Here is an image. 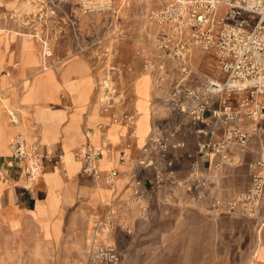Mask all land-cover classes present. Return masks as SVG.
Listing matches in <instances>:
<instances>
[{"label":"crops","instance_id":"obj_1","mask_svg":"<svg viewBox=\"0 0 264 264\" xmlns=\"http://www.w3.org/2000/svg\"><path fill=\"white\" fill-rule=\"evenodd\" d=\"M167 34L175 42L178 40L170 33ZM5 35L6 43L12 42L13 37ZM156 35L157 33H154L152 37H148L149 41L154 40ZM189 36L185 34L180 39H189ZM135 46L134 42L122 46L119 62H127L134 73H125L126 78L124 77L122 84L129 94L116 111L119 117L123 113H134L136 122L133 127L126 126L120 120L117 121L119 123H114L108 114L99 112V105L91 99L94 87L91 67L86 62L79 61V57H74L68 64H59L55 68L61 70L60 79L55 71L58 87L70 96L65 98L60 91L47 103L49 109L55 111H51L50 116H47V125L51 127L49 132H41L40 122L33 123L35 129L31 130V143L37 142L47 147L57 145L63 150V155L69 151L76 153L77 148L87 141L86 132L90 130L89 143L102 149L98 168L104 174L115 170L113 183L108 184L103 179L97 181L93 177L79 174L82 173L81 163L75 162L71 168L73 174L68 176L61 170L53 177L55 184L58 178L60 179V185L55 187L47 183L45 174H54L56 169V166H48L38 180L33 182L31 188L25 189L20 164L6 163L9 148L7 152L0 151V264H83L90 222L94 223L98 219L108 225L105 236L120 254L118 264L247 262L248 255L242 257L239 254L240 240L237 234L243 228H251L252 232H256L255 220L229 219L224 216L225 213L218 211L215 216H211L201 209L193 194L182 186L171 184L165 177L161 182L155 183L154 170L139 168L136 164V160L144 155L143 148L147 146L148 138L161 133L165 127L178 120L180 115L177 110L169 107L172 83L179 76L168 81L169 84L165 85L168 88L156 98L154 91L149 94L148 83L155 76L148 77L150 79L147 81V76L140 70L141 58L134 54ZM194 47L204 51L199 45L191 46L184 60L192 67L203 62L191 59ZM13 49L7 60L10 64L13 62ZM210 58L208 54L205 62H209V71L213 75L216 62ZM22 71H25L26 76L32 74V70L27 67ZM72 74H75L74 78ZM17 76L20 77V86L11 93V97L7 95L5 99L17 103V109L12 112L17 113L20 124L16 126L17 124L10 123L3 112L6 108L0 106V128L5 124L4 132L11 138L16 131L24 132L25 136L28 133L25 125L21 123L18 108H26L29 113L34 111L32 105L27 104L24 98L27 86L22 82V72ZM4 82L5 78L1 77L0 87L3 88ZM65 82H69L72 90L63 87ZM160 86L158 89L162 88V83ZM216 101L211 98L210 103L215 105ZM56 105L57 108L51 107ZM7 110L5 111L9 116ZM181 121V131L172 141H184L185 145L183 148L171 149L169 154L174 158L175 178L186 180L191 176L190 158L187 153L196 149L200 140H220L225 133L224 127L217 124L209 138L200 137L193 130L191 122L186 118ZM249 123L251 120L246 119L242 126L247 127ZM98 124H101L100 128L97 127ZM261 125L262 131L258 135H252L242 149L234 145L228 147V163L221 159L220 154L211 155L209 164L205 167L207 175L210 173L207 197L235 198L236 194H241L248 188L254 169L264 173L263 120ZM105 150H108V153L103 160ZM123 151L127 157L121 161ZM217 162L219 165L215 167ZM256 163H262L263 166L257 165L253 168L252 164ZM59 168L61 169L60 166ZM214 171L217 173L211 174ZM134 191L140 198L136 205H130ZM260 229L264 230V223L258 225L257 230ZM253 241L255 242V239Z\"/></svg>","mask_w":264,"mask_h":264},{"label":"built area","instance_id":"obj_2","mask_svg":"<svg viewBox=\"0 0 264 264\" xmlns=\"http://www.w3.org/2000/svg\"><path fill=\"white\" fill-rule=\"evenodd\" d=\"M84 13L103 11L110 0H79ZM218 5L226 7V14L219 20L218 31L213 34L209 27L210 15ZM256 16L255 22L249 18H241L242 13ZM159 27L173 28L186 23L191 28L207 24L203 30L195 31L191 41L199 45L205 52L214 53L221 68L220 78L204 74V80L194 81L195 68L185 62L184 54L189 42H175L162 32L153 44L157 55L170 59L179 67V77L172 83L169 93V107L177 110L179 119L161 133L148 138V144L143 148L144 155L136 160L139 168H152L155 183L169 179L174 185L182 186L197 199L208 196L209 178L206 165L212 154H220L225 162L230 161L228 147L239 146L241 149L247 144L252 135L262 131L261 121H264V0H184L153 12ZM253 22V23H252ZM44 48L43 57L52 55L50 47ZM102 52L101 65L97 74L96 101L105 113H112L115 121L124 124L129 120V114L123 113L116 117L111 112L115 104L123 102L127 95L116 83L117 67L109 56V48ZM160 69V68H159ZM164 69V68H163ZM160 78L156 87L162 83ZM211 98L217 101L213 105ZM9 122L16 124L18 115L9 112ZM182 118L191 122L193 130L198 136H211L217 124L224 127V135L220 140H200L196 149L187 153L190 158L189 169L191 176L186 180H178L174 176V158L169 154L171 149L183 148L184 141L173 142L172 139L181 131ZM250 119L247 127L242 122ZM97 127H101L98 124ZM90 131V130H89ZM89 131L86 132L87 141L76 150V157L81 161V171L88 177L103 179L106 183L114 182L115 170L102 172L98 168V160L102 156L101 148L89 143ZM91 132V131H90ZM9 158L7 164H20V174L23 187L30 189L33 182L43 173L46 161L52 166L63 168V150L56 145L36 144L27 145L26 136L17 131L8 142ZM126 152L121 153V161ZM215 167L219 163L214 164ZM253 168L262 163L252 164ZM164 166V167H162ZM0 170V176L2 175ZM150 181V182H153ZM264 173L254 169L250 175V185L235 199L222 203L213 199L211 209L218 212H240L252 215L257 200L262 195ZM133 199L140 196L136 191ZM101 221L95 220L87 238L85 258L83 264H118L120 254L117 248L101 238Z\"/></svg>","mask_w":264,"mask_h":264},{"label":"rangeland","instance_id":"obj_3","mask_svg":"<svg viewBox=\"0 0 264 264\" xmlns=\"http://www.w3.org/2000/svg\"><path fill=\"white\" fill-rule=\"evenodd\" d=\"M177 2H183V0H110L108 1L109 7L105 10L84 13L80 7L79 0H0V42L2 40L0 44V78H5L3 88L0 87V106H4L8 109L7 111L10 112H12L13 109H17V103L15 101L8 102L5 97L7 95L11 97V93L20 86V84H18L20 77H18L17 74L22 72V82L27 86L24 98L26 103L32 105L34 110L33 113H29L26 108H18L20 110L21 123L25 125L28 132L26 136L27 145L30 144V147H32L37 144V142L31 143L33 138L30 139L31 130L35 129L33 123H41V132L43 134L49 132V128L51 127L47 125L49 122V117L47 116H50L51 111H55L49 109L47 103L53 100L52 96L60 91L65 95V98L70 96L66 91L58 87L55 81V71L56 76L60 79L61 70L60 68L59 70H55V68H57L59 64H68L74 57H79L77 58L79 61L86 62L91 67L94 79L91 99L97 102V74L99 65H101L102 52L106 49L105 47L109 48V56L113 62H115V65L121 63L127 65V62H119L122 57L123 44L134 42V44H136L134 54L141 58L137 54V51L140 50V46L144 45L145 42L149 43L147 44V46H149L147 54L150 65L149 67H145L141 58L142 67L140 68L142 73L147 76V81L150 79L148 77L151 76L152 78L155 76L148 83V93L151 94L154 91V96L156 98L160 92L166 90L168 87L166 88L165 85L169 84L168 81L180 75L179 67L175 62L163 58V56L160 57L155 52L153 44L158 35L162 34V32H166L180 40L181 36L185 34H190V36H192L195 31H201L207 25L204 24L203 26L193 29L186 26L173 27L171 29L168 26L159 27L156 23L157 16L152 17L153 12L163 10L165 7ZM217 7V17L224 16L226 14V7L224 5H218ZM240 17L249 18L250 21L253 22H255L257 18L246 12L242 13ZM209 27L212 33L215 34L219 26L214 22L213 27L210 26V23ZM187 29L189 30L187 31ZM4 33L13 37L11 40L12 42L6 43L7 36ZM154 33H157L156 38L150 42L148 37H152ZM46 45L50 47L52 53L47 59V62L49 61L48 64L43 57L44 48L47 49ZM11 49H13V62L10 64L7 63V60ZM208 54L211 57V61L215 60L218 63L214 53H208L207 51L205 52V50L200 51L198 47L193 48L191 59L196 62L203 61L199 66L193 67L196 70V74L193 76L194 81H197L199 78L203 79V77H205L203 75L204 73L205 75L213 76L209 71L211 69L208 65L209 62H205V57ZM63 58L66 59L63 60ZM160 66H163L164 69H159ZM26 67L32 70L31 76H26L25 71H22ZM125 73L132 74L134 72L133 70L130 72L125 71L123 77L119 80L120 82L116 79V83L121 90H124L126 95H128L129 92H127V88L122 84L126 78ZM72 77L74 78L75 74H72ZM160 78L163 79L162 88L158 89L154 84H156ZM63 87L72 90L69 82H65ZM160 87L161 86H159V88ZM42 101L44 102L41 104ZM121 104L122 102L115 104L111 111L115 113L116 117L119 116L118 113H116L117 107ZM51 107L57 108L58 106ZM5 110L3 111L4 115L9 120L8 112L6 113ZM129 115H132L136 122V115L134 113H129ZM0 136L5 138L4 141L6 145L5 151L1 149V146L0 151L7 152L9 148L8 142L11 136H7L2 127L0 128ZM107 151L108 150H105L103 154V160L106 159ZM75 155L73 151L67 152L63 155V168L60 169L59 166H56L54 174H45V176L49 178V185L56 187L61 184L59 178L57 184H55L53 180V177L58 171L63 170L64 174L68 176L73 174L74 171L71 169L73 161H78ZM234 158H232L231 164H233ZM78 163H81V161ZM45 165L46 167L52 166V164L47 161ZM216 173L217 171H214L211 174L215 175ZM79 174L83 173L80 172ZM208 175H210V173ZM94 179L97 181L101 180L98 178ZM249 185L250 181L248 186ZM239 194L240 193L236 194L235 198ZM215 198L214 196L210 198L204 196L202 199H196L202 210L207 211L211 216H215L216 211L213 210V212H215L213 213L211 209V203ZM217 199L222 203L230 200L222 198ZM138 200L139 198L132 199L129 201V204L136 205ZM223 213H225L224 216L229 219L241 218L242 220H255L258 228V225L264 223V183L262 195L257 200L255 211L252 215L242 214L240 209L232 213L224 211ZM101 224L103 225L101 226V238L105 242L112 243L105 236L107 233L106 227L108 225L102 222ZM92 225L93 221L90 222L88 233L91 232ZM257 228L255 230L256 232H252L251 228L249 230L243 228L237 234L240 240L239 254H241L242 257L243 255H248L247 262H242L241 264H264L262 263L264 260V230H257ZM254 239L255 242L253 241ZM247 241H249V243H247Z\"/></svg>","mask_w":264,"mask_h":264},{"label":"bare ground","instance_id":"obj_4","mask_svg":"<svg viewBox=\"0 0 264 264\" xmlns=\"http://www.w3.org/2000/svg\"><path fill=\"white\" fill-rule=\"evenodd\" d=\"M184 1V0H183ZM171 2V1H170ZM109 7V3L107 2V5H106V8H108ZM218 7L216 6L215 7V9L213 10V12L211 13V15H210V19H211V21L209 22L210 23V26L211 27H213V24H214V22H215V24H217L218 26H219V19L221 18V16L220 17H217V13H218ZM214 14V15H213ZM212 15H213V17H212ZM204 24H201V25H198V26H196L195 28H197V27H200V26H203ZM184 26H186V27H190V26H188L186 23H184V24H182V25H179V26H176V27H184ZM191 28V27H190ZM171 29V28H170ZM193 29V28H192ZM189 29H187V31H188ZM181 31H182V29H181ZM185 31H186V29H185ZM195 31V30H194ZM190 33V32H189ZM181 34V33H180ZM190 35V34H189ZM190 38L189 39H187V38H183V39H180V40H178L177 42H182V41H187V42H189V45L187 46V48H186V52H185V54H184V56L186 55V54H188L189 52H190V48H191V46L192 45H194V43L193 42H190L191 41V36H189ZM196 45V44H195ZM148 49H149V46H147V44H144V45H141L140 46V50H138L137 51V54L142 58V61L144 62L143 64L145 65V67H149V65H150V60L148 59V54H147V52H148ZM216 62V61H215ZM116 67H117V70H118V72H117V77H116V79H117V81H119L122 77H123V74H124V72L125 71H128V72H130L131 70H132V67L130 66V65H124V63H121V64H117L116 65ZM163 68V66H160V69H162ZM213 76H216V77H221L222 76V72H221V68H220V66H219V63H217L216 62V64H215V71H214V74H213ZM120 82V81H119ZM154 86H156V84H154ZM10 112V111H9ZM99 112L101 113V114H108L109 115V117L111 116V113H105V112H103L101 109H99ZM112 122H114V123H119V122H117V121H115V120H112ZM134 122H135V120H134V117L132 116V115H129V120H128V122H126L125 123V125L126 126H132L133 127V125H134ZM3 124H4V122H3ZM17 125H19L20 123H19V120L17 121V123H16ZM15 124V125H16ZM5 125V124H4ZM4 125H1V127H2V129H4ZM16 125V126H17ZM17 132V131H16ZM22 132V131H21ZM23 134H24V132H22ZM14 135V134H13ZM25 135V134H24ZM90 136H91V132L89 131V138H90ZM4 137H2V136H0V146H1V149L2 150H4L5 151V148H6V145H5V141H4ZM30 139H32V137H30ZM101 151H102V149H101ZM126 157H127V155H126ZM80 160L78 159V161H73V163H75V162H79ZM73 165V164H72ZM48 181H49V178H47V183H48Z\"/></svg>","mask_w":264,"mask_h":264}]
</instances>
